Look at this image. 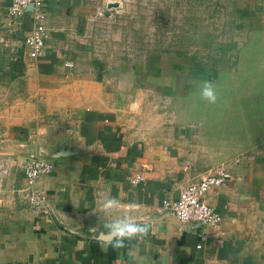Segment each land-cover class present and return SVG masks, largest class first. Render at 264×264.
<instances>
[{
	"label": "crops",
	"instance_id": "0c3cea01",
	"mask_svg": "<svg viewBox=\"0 0 264 264\" xmlns=\"http://www.w3.org/2000/svg\"><path fill=\"white\" fill-rule=\"evenodd\" d=\"M109 1L44 0L49 35L44 52L30 58L23 42L31 16L12 21L11 0H0V159L12 165L5 185L25 186L22 161L55 165L37 182L53 216L15 192L0 194V264H264V99L239 121L189 98L179 118L137 116L135 108L146 107L135 102L142 73L157 69L110 63L124 56V34L106 35L115 26ZM220 173L224 184L204 196L220 215L216 227L163 210L185 186ZM108 197L120 201L115 214L147 223L148 234L103 250L99 241L111 238L102 225L116 218L103 213Z\"/></svg>",
	"mask_w": 264,
	"mask_h": 264
},
{
	"label": "rangeland",
	"instance_id": "374dc122",
	"mask_svg": "<svg viewBox=\"0 0 264 264\" xmlns=\"http://www.w3.org/2000/svg\"><path fill=\"white\" fill-rule=\"evenodd\" d=\"M109 3L113 6L115 26L110 25V30L104 28L108 30L106 35L111 39L112 30L116 29L124 34L118 43V51L124 56L110 58V63H123L128 69L133 64L135 68L156 65L157 69V73H142L144 83L135 102L139 100L146 107L139 104L135 108L137 116L145 120L152 116H167L169 120L181 117L183 98H189V102L201 100L203 104L206 101L199 95L201 82L205 80L215 85L218 99L212 110L218 114L239 121L249 115L247 109H260L255 108L259 106L255 103L264 99V0H110ZM106 44L116 50L113 42ZM152 54L158 59L149 63ZM187 83L185 94L182 88ZM126 94L131 98V92ZM200 109L202 113L207 111ZM188 111L189 115H196V105L187 107Z\"/></svg>",
	"mask_w": 264,
	"mask_h": 264
},
{
	"label": "built area",
	"instance_id": "2783aa9c",
	"mask_svg": "<svg viewBox=\"0 0 264 264\" xmlns=\"http://www.w3.org/2000/svg\"><path fill=\"white\" fill-rule=\"evenodd\" d=\"M6 14L12 21L18 22L26 14L31 16L32 30L26 36L23 44L28 48L30 58H36L44 52L48 39L46 25V7L44 0H11L6 8ZM8 43V42H7ZM7 45L6 43H4ZM24 174L25 186L22 188H8L5 185L6 178L10 175L11 163L0 159V194L15 192L19 194L26 205L36 213L43 216H53L54 210L50 205L44 191L38 188L39 178L50 175L55 170V165L43 158H30L19 163ZM227 175L220 173L203 178L200 182L189 184L182 188L176 200H164L163 210L173 214L182 223L196 222L216 227L221 218L218 212L204 201V196L212 186L223 185ZM136 179H141L137 176ZM4 205V199L0 195V208ZM198 248L201 245L197 246ZM13 264H36L34 262H20Z\"/></svg>",
	"mask_w": 264,
	"mask_h": 264
},
{
	"label": "clouds",
	"instance_id": "9594fccd",
	"mask_svg": "<svg viewBox=\"0 0 264 264\" xmlns=\"http://www.w3.org/2000/svg\"><path fill=\"white\" fill-rule=\"evenodd\" d=\"M199 95L201 99L210 104H215L218 99L215 85L207 80L201 82ZM119 207L120 201L118 199L108 197L102 205V210L106 217H111ZM115 216L114 219H106L102 225V234L111 238L108 241H99L103 246V250H106L107 247L124 248L128 242L134 239H142L148 234L149 225L147 223L137 222L130 215L115 214Z\"/></svg>",
	"mask_w": 264,
	"mask_h": 264
},
{
	"label": "water",
	"instance_id": "95a60500",
	"mask_svg": "<svg viewBox=\"0 0 264 264\" xmlns=\"http://www.w3.org/2000/svg\"><path fill=\"white\" fill-rule=\"evenodd\" d=\"M109 13H106V15H108Z\"/></svg>",
	"mask_w": 264,
	"mask_h": 264
}]
</instances>
